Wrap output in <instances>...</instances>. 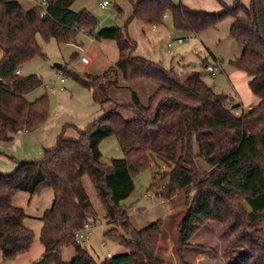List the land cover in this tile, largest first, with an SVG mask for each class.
Returning <instances> with one entry per match:
<instances>
[{"label": "trees", "instance_id": "16d2710c", "mask_svg": "<svg viewBox=\"0 0 264 264\" xmlns=\"http://www.w3.org/2000/svg\"><path fill=\"white\" fill-rule=\"evenodd\" d=\"M21 1H36L37 5L26 10ZM41 1L0 0V142L37 130L49 115L47 98L37 102L27 98L44 81L36 74L13 75L35 57L45 56L38 34L45 40L55 38L70 44L82 32L96 40H113L119 60L100 76L79 75L66 68L65 76L92 91L103 116L78 130V140L60 136L40 160L16 161L12 173L0 172V264L28 253L35 241L34 231L25 225L26 212L13 205V197L19 192L36 196L45 188L54 191V199L42 218L39 240L45 252L35 264H165L158 255L163 222L137 230L122 205L135 189V178L158 161L168 169L154 173L152 187L166 182L160 198L171 200L184 191L194 193L186 201L187 212L178 226L181 263L185 264L183 249L191 247V238L206 223L215 221L233 235L226 249L233 264H264V0H250L249 6L235 0L218 13L173 0H129L132 13L127 24L139 20L161 26L170 15L176 30L198 35L233 19L229 35L243 51L230 63L250 78L249 88L260 99L240 116L233 114L238 106L228 103V95L205 83L204 73L187 65L180 71L166 68L134 56L137 44L127 27H102L86 9L73 12L70 25L65 26L46 12ZM58 1L47 0V7ZM118 13L124 15L120 8ZM76 58L75 54L73 60ZM120 76L127 82L157 83L146 104L136 92L131 93L130 106L109 96V89L118 87ZM129 111L131 119L123 114ZM111 136H116L124 157L103 163L100 146ZM200 160L206 163V170L198 166ZM85 176L91 178L108 224H119V232L113 228L105 237L125 247V254L98 261L78 241L77 234L93 210ZM69 247L76 256L64 262L62 253ZM239 247L247 253L234 256Z\"/></svg>", "mask_w": 264, "mask_h": 264}, {"label": "rangeland", "instance_id": "374dc122", "mask_svg": "<svg viewBox=\"0 0 264 264\" xmlns=\"http://www.w3.org/2000/svg\"><path fill=\"white\" fill-rule=\"evenodd\" d=\"M109 1L111 2L109 9L101 7L100 4L103 0H75L68 7L76 12L84 9L88 10L100 21L102 27L117 26L124 29L127 27L128 34L137 44L134 56L162 64L166 68H174L180 71L182 66L187 65L191 70L204 73L202 78L205 83L213 87L215 91L228 95V103L236 105L237 103L239 104V98H243L244 102L254 101L258 98L249 88L248 76L230 63L231 60L239 57L243 51V47L229 35L233 22L231 17L225 19L217 27L197 35L176 30L173 18L170 15L165 18L164 25L161 26L154 27L139 20H132L127 24L132 13L131 2L129 0ZM173 2L195 10L218 13L223 10L224 4L231 5L235 0H173ZM243 3L249 6L250 0H243ZM24 6H27V4ZM118 8L124 11V15H119ZM154 28L155 33L152 31ZM82 33L77 37V42L79 41L77 44L81 47L80 49H76L74 46L76 42L71 44L59 43L55 38L45 40L42 35L38 34L37 40L45 56H37L22 67V75L37 74L44 81V84L39 89L30 94L29 99L34 98L35 100L41 96H43L42 98H47L48 102H50L52 114H54L56 106L62 105L61 94L66 91L64 87L71 90L70 85L75 84L80 89L85 88L82 84L75 81L73 77L65 76L66 68L73 69L79 75H84L87 72L102 74L107 70L103 69L102 55L111 58L112 62L118 58L115 57L118 55L117 43L111 42V46H102L100 40L90 36L89 38L87 34ZM179 39H183V42L179 43ZM169 43L173 44L170 52L168 51ZM75 53L88 56L91 63L86 66V64L82 63L80 56L79 59L73 60ZM2 54L3 51L0 54V58ZM56 65H61L63 70L57 68ZM208 65L217 67L219 73L214 76L212 73L207 72L205 66ZM61 78H65L66 82L64 85L60 83ZM120 82V86L117 88L111 87L108 94L118 103L125 106L132 105V92H136L140 101L146 104L153 92L150 89V83L157 85L156 82L148 80L127 82L121 76ZM46 85L52 90L46 88ZM86 93L87 91H85ZM67 103H69L70 107H73V111H76L72 101L68 99ZM112 106L113 104H108L109 108ZM56 111L58 112V107ZM123 114L128 119L133 118V114L130 111L123 112ZM61 115L68 118L71 112L65 109L61 112ZM18 136L20 135L17 134L15 138ZM12 142L0 143L10 144ZM100 149L103 163H108L113 158L124 157L123 150L116 136H111L104 140ZM197 163L202 170L207 169L204 161L200 160ZM166 170L168 169L165 164L158 161V163L154 162L152 166L141 172L135 178L133 193L123 201L122 205L128 211L130 223L137 230L162 221L163 236L158 255L165 259V264H183L177 253L178 226L187 212L186 201L194 193L184 191L171 200L160 198L159 192L166 186V182L161 183L158 187H152L154 184V173H162ZM83 181L93 208L88 215V222L95 226L88 239L80 241V243L98 261L107 259L109 253L112 256L125 254L127 252L125 247L105 237V233L113 228L117 227L116 229L119 232V224L116 226L108 224L105 208L92 184L91 178L85 176ZM121 234H123L122 230ZM232 238V233L223 231L219 222L209 221L191 238V247L183 249L185 264H233L226 254V249ZM33 245L34 247L39 245V247L43 248L39 239L34 241ZM199 246L204 249L199 248ZM71 251L76 253L75 250ZM245 253H247V249L239 247L234 252V256ZM28 255L25 254L23 257H28ZM35 255L33 254L31 258H34ZM35 260L30 262L35 264L40 258ZM64 260V262H71L73 259H69L66 253Z\"/></svg>", "mask_w": 264, "mask_h": 264}, {"label": "crops", "instance_id": "0c3cea01", "mask_svg": "<svg viewBox=\"0 0 264 264\" xmlns=\"http://www.w3.org/2000/svg\"><path fill=\"white\" fill-rule=\"evenodd\" d=\"M74 1L75 0H59L54 6L49 7L47 9V13L50 14L52 18H54L61 24L68 26L70 25L72 18H73L72 13L76 12V11H72L71 9H69L68 6ZM21 3L26 10H30L35 5H37L36 1H21ZM25 4H27V6H24ZM152 31L155 33L156 32L155 28ZM87 36L89 37L88 34ZM100 41L102 42V46L104 45L111 46V42H115L113 40H100ZM78 42L76 39V43L74 45L76 49L81 48L79 44H77ZM75 54L77 55L76 59H79V56L81 57L79 53H75ZM115 57H118V58H116V60L112 62L113 60L111 58H108L106 55H102L103 63H104L103 69H107V70L103 72L102 74H98L97 72L96 74H93L95 72H87V73H84V75H88V74L98 75V76L103 75L111 67H114L116 63L118 62L119 49H118V55H116ZM70 70L76 73L73 69H70ZM218 73H219V70H218ZM22 74H23V71L21 69V75ZM249 81H250V78L247 77L248 84H249ZM65 82L66 81L62 82V80L60 79V83L62 85H64ZM120 83L121 82L119 81L118 87L120 86ZM150 84H151L149 85L150 89L151 91H153V89L155 88V85H153V83H150ZM46 88L50 89L48 85H46ZM64 89L66 91L62 92L61 94V98L63 100L62 105H58L54 109L56 111L58 107V112L54 111V114H52L50 102H48L49 103V115L46 119V122L41 127H39L37 130L33 132L19 133L20 136H18L17 138L13 140L14 143L13 142L10 144L0 143V172L1 173H12L17 168L16 161L40 160L43 157V153L46 149H52L56 146L58 138L60 136H63L64 139L78 140L79 139L78 130L87 129L90 125L93 124L94 121L98 120L99 118L103 116L104 112L101 109L100 104L94 99L92 91H89L86 88L80 89L75 84L70 85L71 90H68L65 87ZM85 91H87L86 94H85ZM29 97H30V94L27 97L30 102H37L43 99L42 98L43 96L35 100L34 98L29 99ZM68 99L69 101H72V105L75 106L76 111H73V107L69 106V103H67ZM257 99H255L254 101L252 100L249 102H244L243 98L241 99L239 98V104L237 103L236 105L235 104L233 105L238 106V109H242L243 113H247L259 104L260 99L259 98ZM65 109H68L71 112V115L68 118L61 115V112L64 111ZM53 199H54V191L51 188L43 189L40 192V194L36 196H32L28 192H19L12 199V203L14 206L21 207L25 210L26 215H27L25 219V225L34 231L35 241L37 239H40V233L43 228L42 218L44 214L48 210L51 209L53 205ZM42 247L43 248L39 247V245L34 247L33 245L32 249L28 253H26V254H29L28 257H23L25 256L24 254L18 257L19 259L17 258L16 260H12L4 264H33L30 261H33L38 258L42 259L44 252H45V248L43 245ZM71 250H75V249L73 247H69L63 250V253H62L63 261H65L64 257L66 253L69 259H73L76 256V253H74V251H71ZM33 254H36V255L34 256V258H31Z\"/></svg>", "mask_w": 264, "mask_h": 264}, {"label": "built area", "instance_id": "2783aa9c", "mask_svg": "<svg viewBox=\"0 0 264 264\" xmlns=\"http://www.w3.org/2000/svg\"><path fill=\"white\" fill-rule=\"evenodd\" d=\"M47 3H48L47 0H42V1L40 2V5H41L42 7L47 8V6H48ZM100 5H101V7H102L103 9H109V8L111 7V2L106 0V1H103ZM46 12H47V10H46ZM182 42H183V40H182V39H179V43H182ZM172 47H173V44H172V43H169V44H168V51H169V52L171 51ZM80 58H81L82 63H84V64H86V65H89L90 62H91V61H90V58H89L88 56H86V55H81ZM207 70H208V72L212 73L213 75H217V74H218V69H217L216 67H214V66H210V65H209L208 68H207ZM13 75H16V76L21 75V69H18V70H16L15 72H13ZM61 80H62V82L65 81L64 78H61ZM1 81H2V79H0V82H1ZM233 114H234L235 116H240V115L243 114V110H242V109H234V110H233ZM94 226H95V225H92V224H90L89 222L86 223V224L84 225L83 229L77 234V239H78V241L80 242V241H85L86 239H88V237H89V235L91 234V232H92ZM111 257H112V254L109 253V254H108V258H111Z\"/></svg>", "mask_w": 264, "mask_h": 264}, {"label": "water", "instance_id": "95a60500", "mask_svg": "<svg viewBox=\"0 0 264 264\" xmlns=\"http://www.w3.org/2000/svg\"><path fill=\"white\" fill-rule=\"evenodd\" d=\"M57 68H61V65H56Z\"/></svg>", "mask_w": 264, "mask_h": 264}]
</instances>
